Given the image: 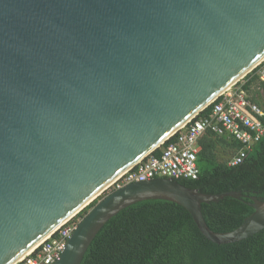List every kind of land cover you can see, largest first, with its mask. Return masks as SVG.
Masks as SVG:
<instances>
[{
    "label": "water",
    "instance_id": "1",
    "mask_svg": "<svg viewBox=\"0 0 264 264\" xmlns=\"http://www.w3.org/2000/svg\"><path fill=\"white\" fill-rule=\"evenodd\" d=\"M261 59L264 0H0V264L94 201L53 264H80L111 217L148 199L182 205L217 244L262 230L253 196L238 227H208L201 204L239 191L157 177L104 192Z\"/></svg>",
    "mask_w": 264,
    "mask_h": 264
},
{
    "label": "trees",
    "instance_id": "2",
    "mask_svg": "<svg viewBox=\"0 0 264 264\" xmlns=\"http://www.w3.org/2000/svg\"><path fill=\"white\" fill-rule=\"evenodd\" d=\"M258 67L243 77L241 87L263 107L264 83L258 80ZM255 81L257 85H253ZM261 120L264 123V115ZM198 143V178L177 181L208 194L239 191L242 200L226 196L201 204L210 229L233 230L253 212L247 204L250 197L264 199V135L240 163L232 166L227 161L241 146L238 140L206 132ZM154 152L158 153V149ZM95 202L72 219L85 214ZM80 264H264V228L243 240L217 244L202 235L182 205L148 199L111 217L94 236Z\"/></svg>",
    "mask_w": 264,
    "mask_h": 264
},
{
    "label": "built area",
    "instance_id": "3",
    "mask_svg": "<svg viewBox=\"0 0 264 264\" xmlns=\"http://www.w3.org/2000/svg\"><path fill=\"white\" fill-rule=\"evenodd\" d=\"M258 66V80L264 83V60ZM263 115V108L249 98L240 83H235L160 144L158 153L154 152L155 149L138 160L107 190L110 189L111 192L131 182H144L157 177L197 179L198 142L206 132L217 136L227 135L241 143L227 161L228 165H236L264 135V123L261 120ZM76 226L77 222L72 219L58 226L29 254L14 264H53L59 260Z\"/></svg>",
    "mask_w": 264,
    "mask_h": 264
},
{
    "label": "bare ground",
    "instance_id": "4",
    "mask_svg": "<svg viewBox=\"0 0 264 264\" xmlns=\"http://www.w3.org/2000/svg\"><path fill=\"white\" fill-rule=\"evenodd\" d=\"M264 60V59H263ZM262 59L259 61V62H262L263 61ZM259 64V63H258ZM226 89H228V87L226 88ZM225 89V90H226ZM123 172H125V171H123ZM122 172V173H123ZM122 173H120L118 176H116L115 178H113L108 184H107V186L105 187V189L104 190H106L108 187H110L111 186V184L122 174ZM86 206V205H85ZM72 218V217H71ZM71 218H69V219H67L66 221H63L60 225H62L63 223H65V222H67V221H69ZM60 225H58V226H60ZM57 226V227H58ZM56 227V228H57ZM55 230V229H54ZM51 233H49L48 235H46V236H44L42 239H40L36 244H34L26 253H24V255H22L19 259H21V258H23L24 256H26L27 254H29L37 245H39L45 238H47L49 235H50ZM18 259V260H19ZM15 263V262H14ZM14 263H12V264H14Z\"/></svg>",
    "mask_w": 264,
    "mask_h": 264
},
{
    "label": "rangeland",
    "instance_id": "5",
    "mask_svg": "<svg viewBox=\"0 0 264 264\" xmlns=\"http://www.w3.org/2000/svg\"><path fill=\"white\" fill-rule=\"evenodd\" d=\"M237 82H238V81H237ZM239 83H240V84L243 83V78H241V79L239 80ZM253 85H257V81H255ZM261 98H262V104H263V105H262V106H263L262 108L264 109V89L262 90ZM106 190H107V189H106ZM106 190H104V192H105ZM108 192H110V189L107 190V191L105 192V194L108 193ZM102 195H103V193H102ZM102 195H101V196H102ZM99 198H100V197H99ZM83 215H84V214H83ZM83 215H82V216H79V217H75L74 219H72V218H71V219H72V221H75V222L78 223V222L80 221V219L83 217Z\"/></svg>",
    "mask_w": 264,
    "mask_h": 264
}]
</instances>
